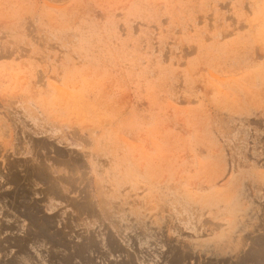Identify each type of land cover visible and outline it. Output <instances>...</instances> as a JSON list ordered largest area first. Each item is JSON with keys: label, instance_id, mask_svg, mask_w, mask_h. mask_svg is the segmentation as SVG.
Segmentation results:
<instances>
[{"label": "rangeland", "instance_id": "374dc122", "mask_svg": "<svg viewBox=\"0 0 264 264\" xmlns=\"http://www.w3.org/2000/svg\"><path fill=\"white\" fill-rule=\"evenodd\" d=\"M0 264H264V0H0Z\"/></svg>", "mask_w": 264, "mask_h": 264}, {"label": "crops", "instance_id": "0c3cea01", "mask_svg": "<svg viewBox=\"0 0 264 264\" xmlns=\"http://www.w3.org/2000/svg\"><path fill=\"white\" fill-rule=\"evenodd\" d=\"M19 227H20V228H22V226H21V225H19Z\"/></svg>", "mask_w": 264, "mask_h": 264}]
</instances>
